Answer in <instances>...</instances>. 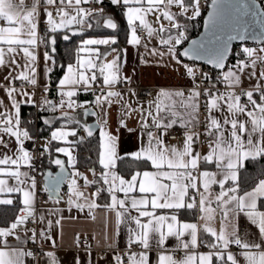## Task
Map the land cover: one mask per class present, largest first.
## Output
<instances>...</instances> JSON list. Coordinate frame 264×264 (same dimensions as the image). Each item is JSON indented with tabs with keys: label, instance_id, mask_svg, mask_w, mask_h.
I'll return each instance as SVG.
<instances>
[{
	"label": "snow or ice",
	"instance_id": "obj_1",
	"mask_svg": "<svg viewBox=\"0 0 264 264\" xmlns=\"http://www.w3.org/2000/svg\"><path fill=\"white\" fill-rule=\"evenodd\" d=\"M110 4L126 18V44L143 48L141 63L148 65L147 57H152L157 66L183 67L191 87L187 92L161 88L146 105L139 99L133 105L130 97L137 93L127 88L131 77L122 74L127 49L117 46L114 34L85 38L89 30L118 29L104 0H0V264H25V258L32 264H60L55 251L48 249L58 247L53 236L57 228L62 230L63 213L73 209L87 210L86 218L93 222L97 210L103 216L101 231L92 237L97 249L75 235V246L84 254H74L73 264H241L240 258L243 264H264V11L254 2L240 0L237 15L227 19L224 0H212L213 12L205 21L209 36L181 51L188 22L201 15V0H110ZM141 32H146L143 39ZM249 34L260 46L243 47L240 58L232 52V41L244 42ZM58 37L66 42L79 38V43L74 62L67 63L58 81L59 99L54 101L46 94L57 67ZM153 38L162 47H150ZM230 55L236 56L234 63H228ZM182 57L204 61L212 71L198 77L197 66ZM118 85L125 88L113 90ZM38 87L43 88L41 98ZM88 93L94 100L78 102ZM22 105L52 114L35 117L50 132L38 152L26 148V142L35 145L37 139ZM117 105L120 116L112 131L109 118ZM81 115L96 117L95 125L82 122ZM131 119L137 121L135 128L128 127ZM176 126L184 130L181 146L165 141ZM122 128L137 131V150L121 153ZM201 143L205 152L198 150ZM81 146L96 154L95 160L86 158L91 180L76 170L74 151ZM53 151L67 157L73 169L67 180L66 209L59 207L66 164L52 158ZM44 155L60 173L55 177L51 171L45 173V205L52 204L38 208L36 162ZM256 164H261V171L249 183L244 172ZM89 187L94 191L87 194ZM186 215L195 222L182 219ZM241 217L258 230V236L251 238L239 230ZM217 220L219 229L212 226ZM122 228L127 234L123 254L118 246ZM9 238L15 239V246ZM170 239L175 241L172 247L167 246ZM28 242L36 246L34 251L23 246ZM96 251L105 254L97 258Z\"/></svg>",
	"mask_w": 264,
	"mask_h": 264
},
{
	"label": "crops",
	"instance_id": "obj_2",
	"mask_svg": "<svg viewBox=\"0 0 264 264\" xmlns=\"http://www.w3.org/2000/svg\"><path fill=\"white\" fill-rule=\"evenodd\" d=\"M84 6L88 7V5H84ZM103 6L105 8L106 13L108 15L113 16L115 21L118 23V29L115 32H113V30H105V29L89 30L90 33H88L89 31L86 32L85 38H89V37H91V38H104V37H107V36L113 35V34L118 37V32L120 29V22H124L125 26L127 28L126 18L123 17L122 12L117 7L112 6L110 4V0H104ZM173 10L175 11V9H173ZM200 16H202V14ZM196 18H198V17H196ZM149 19L154 20V16L150 15ZM41 24H43V23H41ZM153 26L158 27L157 24H154ZM127 34H128V29H127ZM141 37H142V39L145 38L146 34L144 36H141ZM59 39L60 38L58 37L57 42ZM78 43H79V38L77 40V44ZM149 46L150 47H152V46L162 47L159 45V41L156 38H153L150 41ZM259 46L260 45H253L250 47H259ZM103 48H104V46H101L102 50H103ZM123 48L127 49V54H126V57L124 58V59H126V63L122 66V74L130 76L131 80H132L131 84L127 85V88L135 90V92H137V89L141 88V87L142 88L143 87L153 88L152 95L147 100L140 101L141 103H144L146 105L147 101L150 99H153L155 97L156 93L161 88H165V89H169V90H184L185 91V88L191 87V84H192L191 79L186 76L185 69L183 67H179L178 69H176L174 65H170V66L165 67V66H163V64H161L160 66H157L156 63L154 62V58H152V57H147V59L149 60V64L145 65V64H142L140 61V56L143 54V48H140L138 50L136 48H133V47L127 45L126 43L123 46ZM114 56H115V53H112V55H109L107 57V59L110 61L111 59L114 58ZM55 57H56V55H55ZM72 62H74V61H72ZM66 65L64 67V71L66 70ZM260 70H261V67L258 66L257 71H260ZM63 74H64V72H63ZM63 74L59 79H61L63 77ZM38 80H39V83L41 85L44 83V81L42 79H39V77H38ZM252 83H255V81H253ZM17 84L19 85V82H17ZM57 84H58V82H57ZM57 84L55 86H57ZM52 86H54V85L52 84V80H51V87ZM243 86L245 88L249 87V82L247 81V79H244V85ZM124 88H125L124 85H118L113 90L121 91ZM26 90H29V87H26ZM0 95H3V93H0ZM58 99H59V97H58ZM86 100L92 101V100H94V96L91 93H88V94H81L78 98V102H80V103H83ZM130 100L133 103V105H135L136 101H137V97L136 96L130 97ZM24 108L29 109V108H33V107L31 105H22V114H23ZM118 109H119L118 105L113 107V109L111 111L110 118H109L110 119L109 128L112 131L116 130L117 121H118L119 116H120V112ZM77 111L82 113V110H77ZM50 115H52V114L51 113L46 114V115H44L43 118H47ZM56 115H60V113L57 112ZM78 118L81 119V121L83 122V115L79 116ZM61 123H63V122L61 121ZM136 124H137L136 119H131L128 122V127L129 128H135ZM176 128L181 129L178 126L174 127L173 129H176ZM173 129H171L169 131V133L172 132ZM181 130H182V133L178 136V138L176 140L168 139V135H167L165 137L166 143H168L172 146H181L182 141L184 139V136H183L184 130L183 129H181ZM119 134H120V151H121V153L137 150V148H138V133H137V131L129 132V131H127V129L122 128V129H120ZM48 135H50V132L48 133ZM80 135H86V134L83 133L82 131H80ZM98 135H99V130H98ZM42 138H44L46 141L48 139V137H44V136ZM69 139L71 140L73 138L70 137ZM54 143H56L62 147L65 146L62 142H54ZM40 144H41V140H40ZM41 146H42V144H41ZM198 150L201 152H205V150H206L205 145L203 143H201L200 146L198 147ZM56 154L65 158L66 163H67V157H65L63 154H60V153H56ZM74 155L77 156V149L74 151ZM77 162H78V160H77ZM68 167L72 172L73 169L70 166H68ZM76 170L80 171L83 175L87 176L89 178V180L93 179V175H92V172L90 171V169H82L81 170L77 167V164H76ZM98 172L99 171L97 170V173ZM69 179H71V177ZM78 184L83 186V180L79 179ZM214 188H216V190H218V185L214 186ZM67 191H68V183L66 182L65 188L62 191V203H61V205H59V207H64L65 209L67 208V205L65 203L68 199ZM85 191L87 194H90L92 191H94V188L89 187ZM122 195L123 194H120L121 197H122ZM98 202L102 203L103 201L98 200ZM51 204H52V202L49 201L48 205H51ZM48 205H43V206L46 207ZM41 206L42 205H38L37 207L40 208ZM261 210H264V209H261ZM101 212H102V210H97L98 219H97V221L93 222L90 219L86 218L87 210H85L84 213H80L75 209H73L71 212L65 211L63 213L65 219L62 221V230L60 228H57L56 233L53 236V238L57 241L58 247H56L54 249H48V245H44V247L48 250L55 251L57 257L60 260V264H73V255L74 254H79V255L84 254L79 249H77V247L75 246L74 237L76 234H79L81 236L82 240H88V243H91L93 249H97L98 245H97L96 241L92 239V237L94 235H96L98 232H100L102 229L103 216L101 215ZM73 217H75V218H73ZM182 219H184L185 221H188V222H195L194 218L189 216V215L182 217ZM212 226L219 229V227H220L219 221L218 220L214 221ZM238 227L242 233H247L249 235V237H251V238H255L256 236H258V230L255 229L254 226L250 225V223L244 217H241L239 219ZM126 238H127L126 230H124L122 228L121 235L118 238V246H119V249L121 250V254H123V251L126 249ZM9 241L13 246L16 245V241L14 238H9ZM28 243H26L23 246L25 247ZM174 244H175L174 239H170L167 242L168 247H172V246H174ZM201 251H203V249H201ZM94 255L97 258H99L98 254L96 252H94ZM240 259H241V264H243L242 258H240ZM25 264H32L31 258H25Z\"/></svg>",
	"mask_w": 264,
	"mask_h": 264
},
{
	"label": "built area",
	"instance_id": "obj_3",
	"mask_svg": "<svg viewBox=\"0 0 264 264\" xmlns=\"http://www.w3.org/2000/svg\"><path fill=\"white\" fill-rule=\"evenodd\" d=\"M263 9H264V0H258ZM209 2L210 0H201V14H202V18L205 16L206 12L208 11L209 9ZM93 8L95 7H99L98 5H92ZM44 25L41 24L40 25V28L43 29ZM146 34V32H141L140 35L141 36H144ZM187 35H188V31H187ZM191 38L189 37L188 35V39L186 41L183 42L182 46L180 47V50L182 51V49L186 46V44L188 43V41L190 40ZM255 45H259V44H255ZM243 48V45H235L234 48H233V53H237L239 54L240 53V50ZM236 58V56H233L231 55L228 63H232V61ZM185 63H189L190 65H193L194 66H197L196 68V74L197 76L199 77L200 76V73L201 72H204V73H208V72H211L212 71V67H209L203 63H199V62H192V61H188L187 59H185L184 57L181 58ZM205 83H207L205 81ZM25 87H29V86H25ZM190 88V87H189ZM189 88H185V92L188 91ZM37 91V97L38 98H41V93H43V88L41 87H38L36 89ZM137 99H139V101H144V100H147L153 93V88H147V87H141V88H138L137 89ZM48 95V98L50 99H54L57 100L58 99V96L56 95V86H52L51 87V92L46 94ZM41 115V117H43L44 115L46 114H49L47 112H38V110L33 107V108H29L27 111H26V116L28 117V119L30 121H33V125L37 127V133L35 135L36 139H37V142L35 145H33V143L31 141L29 142H26V148H28V150L30 151H33V152H38L42 146L40 144V140L41 138L43 137L41 134H40V122L41 120H36L35 117L37 115ZM205 116H206V110L203 108V106L201 107V111H200V120L201 122L203 123L204 119H205ZM202 130V129H200ZM182 133V130L179 129V128H176V129H173L172 132H170L168 134V139L170 140H176L178 138V136ZM44 137H49L48 134H45ZM205 138L204 137H201V141H203ZM37 163V168L40 170L39 173L37 174V181H38V198H37V206L38 205H45V201H47V193H44L42 191L43 189V186H44V172H45V167H44V156L40 157L39 161L36 162ZM49 203V202H48ZM31 226V225H29ZM84 242H87L88 243V240H82ZM25 248L27 250H32L34 251L36 249V246L34 244H32L31 242H29ZM46 249V248H45ZM135 250V249H133ZM234 250H235V247H234ZM96 253L98 254V256L100 255H103L105 253H101L99 251H96Z\"/></svg>",
	"mask_w": 264,
	"mask_h": 264
},
{
	"label": "trees",
	"instance_id": "obj_4",
	"mask_svg": "<svg viewBox=\"0 0 264 264\" xmlns=\"http://www.w3.org/2000/svg\"><path fill=\"white\" fill-rule=\"evenodd\" d=\"M120 14V13H119ZM202 23H203V18L202 16H199L196 18L194 21H190L188 23V35L190 38L195 37L196 35L199 34V32L202 29ZM90 33V31L88 32ZM92 33V32H91ZM126 35H127V28L125 26L124 22H120V29L118 32V47L123 48V46L126 43ZM60 39L57 42V53L56 55V60H57V67L55 68L54 72L51 74V80L52 84L55 86L59 80V78L62 76L64 72V67L67 63L74 61V50L75 46L77 45V40L78 38H73L72 41H63L62 37H59ZM71 50V51H70ZM240 58H243V55L241 53ZM236 59V58H235ZM235 59L232 61V63L235 62ZM64 66L63 68L60 66ZM28 109L24 108L23 110V116L28 119L26 116V111ZM44 117V116H43ZM42 117V119H43ZM29 120V119H28ZM31 129V134L33 136L36 135L37 127L31 124L30 126ZM40 134L44 136L45 134L49 133V130L47 126L43 125L42 120L40 122ZM98 132L94 135L95 140H98ZM91 147V145H89ZM57 154L53 151V156H56ZM87 157H91L92 160L96 159V154L95 152H90L88 151L84 146H81L77 148V167L79 169H89L88 165V160L86 159ZM44 167L45 168H52V164L49 162V157L47 155H44ZM261 164H256V165H249L248 170L244 172V177L246 180L251 183L256 177H258L260 171H261ZM97 170L99 171V166L97 165ZM247 187V185H245ZM0 226H3L0 224Z\"/></svg>",
	"mask_w": 264,
	"mask_h": 264
},
{
	"label": "water",
	"instance_id": "obj_5",
	"mask_svg": "<svg viewBox=\"0 0 264 264\" xmlns=\"http://www.w3.org/2000/svg\"><path fill=\"white\" fill-rule=\"evenodd\" d=\"M248 2L249 3H253L254 2L255 5L257 6V8H259L261 11H264L261 3L258 0H248ZM224 3L227 5L225 7V9H224L225 17L227 19H231V18L235 17L237 15L236 6L240 3V0H224ZM212 12H213V5H212V0H210L209 9L206 12L205 16L203 17V23H202L201 31L199 32L198 35H196L195 37L191 38L184 48L191 47V42L192 41H197L199 43L200 41L206 39L209 36L210 30H206L205 21L208 20L209 14L212 13ZM256 32L259 33V28L256 29ZM243 44L255 45V44H258V40H253L251 38V34H249V38L246 41H244V42H241V41H238V40L237 41H232V51H233V48H234L235 45H243ZM56 48H57V45H56ZM56 53H57V51H56ZM230 57H231V55H230ZM230 57H229V59H230ZM184 58L187 59L186 57H184ZM196 62L203 63V64H205V65H207L209 67H212L211 65L206 64L204 61H196ZM57 116H59V115H57ZM96 119H97L96 117H92V116H87V117L83 116V122H87V123H90V124H93V125H95ZM97 132H98V129H96L94 131V135ZM56 157H59L60 159L65 160V158H63V157H61L59 155L54 156V158H56ZM65 164H66V180L60 186L61 195H62V191L65 188L67 180L71 177V175H70L71 174V170L69 169V167H68V165L66 163V160H65ZM52 166H53L52 168H45L44 183H45V173L51 171L54 177L60 173V169H59L58 166H56L54 164H52Z\"/></svg>",
	"mask_w": 264,
	"mask_h": 264
},
{
	"label": "rangeland",
	"instance_id": "obj_6",
	"mask_svg": "<svg viewBox=\"0 0 264 264\" xmlns=\"http://www.w3.org/2000/svg\"><path fill=\"white\" fill-rule=\"evenodd\" d=\"M245 46L250 47V46H253V45H251V44H243V47H245ZM45 143H46V140H45L44 138H41V144H42V146H43Z\"/></svg>",
	"mask_w": 264,
	"mask_h": 264
}]
</instances>
